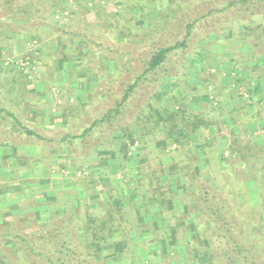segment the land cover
<instances>
[{
	"label": "rangeland",
	"instance_id": "374dc122",
	"mask_svg": "<svg viewBox=\"0 0 264 264\" xmlns=\"http://www.w3.org/2000/svg\"><path fill=\"white\" fill-rule=\"evenodd\" d=\"M228 2L218 0L216 4L222 6ZM132 3V0H0V102L14 111L24 126L51 139L39 145L35 136L22 135L19 128L0 115L3 126L0 129V232L13 227L35 238L39 231H47V226L51 228L58 216L53 217L54 211L76 218L89 210L96 213L98 221L109 219L108 226L116 228V233L104 242L99 235H89L88 240H96L91 251L99 264H210L201 257L194 259L195 254L185 249L180 250L181 244L175 247L177 253L171 245L172 239L178 243L194 241L195 235L197 241L202 239L201 232L193 225L190 227L187 212L191 190L187 175L198 172L216 182V187L227 183L232 194L236 195L238 189L249 195L248 202L245 200L248 196L241 198L246 204L239 208L244 214L242 229L251 228L246 212L259 201L262 207L252 219L255 224L252 238L261 239L264 248V200L257 197L253 175L261 172L263 188L264 166L260 161L252 162L251 157L246 159V165L229 149L234 138L243 147L249 142L264 148V45L257 46L264 42L263 22L247 25L246 33L235 21L229 24V39L221 41L217 33L209 35L197 44L199 55L188 53L176 64L175 76L164 81L163 90L174 92L189 118L198 116L209 124L197 136L191 135L180 145L155 138L150 155L142 148L138 129L128 136L122 132L105 135L99 145L96 143L85 153L80 143L58 142L64 132L77 133L83 127L81 115L88 111L97 95L92 92L94 86L108 76L106 62L103 64L97 55H84V43L63 39L58 29L100 24L106 37L114 35L118 40L122 33L128 35L127 41L131 43L149 42L153 40L149 34L159 18L157 9L154 4H145L149 13L145 17L142 11L129 9ZM253 44L258 47L259 51L254 53L257 55H249L251 48H255H250ZM83 59L84 67L75 70V65ZM237 76L247 79L250 86L256 79L260 81L262 91L257 98L261 102L243 92L239 93L241 97L229 94ZM106 80H110V85L113 78L108 76ZM122 80L118 79L115 90L120 91L121 82L125 81ZM19 93L22 94L17 98ZM203 95L208 99L202 100ZM77 108L84 110L80 112ZM159 114L162 118L163 113ZM132 138L135 142L128 150L129 161L122 162L119 148ZM203 142L213 148L214 156L208 149L206 154L201 150ZM154 169L158 174L163 170L158 180L164 190L170 188L166 196H176L175 218L157 221L143 217L140 209L131 211L122 202L114 204V200L122 197L123 184L134 179V186H138V180L151 175ZM87 187L90 190L84 189ZM139 191L145 193L146 188L140 187ZM128 193L134 196L131 190ZM156 210L150 207L151 213ZM44 227L47 229H41ZM165 227L174 228L176 234L165 233ZM183 229L188 235L186 239ZM79 235L82 240L87 236L83 230ZM180 235L181 240L177 238Z\"/></svg>",
	"mask_w": 264,
	"mask_h": 264
},
{
	"label": "trees",
	"instance_id": "16d2710c",
	"mask_svg": "<svg viewBox=\"0 0 264 264\" xmlns=\"http://www.w3.org/2000/svg\"><path fill=\"white\" fill-rule=\"evenodd\" d=\"M132 1L129 9L134 7L142 11L145 17L149 15L145 4H154L157 9L159 18L153 32L149 34L150 40L153 39L149 42L134 44L127 41V34L122 33L118 40H115L114 35L106 37L100 24L74 25L66 29H58L63 39L84 43V55H97L103 64L106 62L109 69H107V75L110 79L113 78L110 85V80H106L108 76L106 79H99L95 84L94 91H92L97 92L93 99L94 103L86 113L81 115L83 127L77 133L74 130L64 132L62 138L58 140L60 143L65 141L80 143V149L84 153L96 143L99 145L100 139L105 135L112 136L122 132L128 136L134 129H138L137 135L139 134L143 141L142 148L149 155L154 149L155 138H162L165 142L180 145L191 135L197 136L209 124L203 122L198 116L195 119L189 118L191 116L187 115L185 106L179 103L174 92L163 90L164 81L175 76L176 64L185 59L188 53H198L197 44L206 40L209 35L217 33L218 40L221 41L229 39L231 29L229 24L232 25L235 21L243 26L246 33L249 32L247 25L254 24L255 21L264 23V4L260 3L264 0H229L222 6H217L218 0H189L186 4L181 3L184 0L170 2L168 0H146L148 2L145 3H143L144 0ZM169 14L172 15L171 20H169ZM126 30L128 31V27ZM263 45L264 42L257 44L261 47ZM252 46L255 48H251ZM257 46L255 44L250 46L252 50L249 55L258 54H254L258 50ZM230 62L235 63L234 59ZM84 64L83 59L80 64L75 65V70L80 71ZM96 65L100 68V64ZM135 66L138 68L136 69ZM118 79L125 80L121 82L122 90L119 87L120 91L114 89ZM255 81L256 83L250 86L247 79H240L237 76L234 78L233 88L229 94L241 97L239 93L243 92L249 98L260 101L257 95L262 91V87L258 79ZM222 89L226 90L225 87ZM21 94L19 93L17 98ZM207 99V95L202 96V100ZM163 101L169 104H164ZM77 109L80 112L84 110ZM160 111L163 113L162 118L159 116ZM0 115H4L15 128H19L18 132L22 135L35 136L39 140V145L51 142V139L48 140L47 137L38 134L30 127L24 126L17 118V114L9 111L1 102ZM178 123L181 124L180 127L177 126ZM2 127L0 126V129ZM6 132L9 131L6 130ZM134 142L132 138L119 148L122 162L129 161L128 150ZM229 146L231 152L238 154L244 164L247 165L246 159L251 157L252 162L260 161L264 166L262 146L245 142L243 147L236 138L232 139ZM73 148L75 149L76 146ZM205 149H208L207 152L214 156L213 148L203 142L201 150H204L206 154ZM235 173L237 174L236 171ZM260 173L253 175L254 180L257 181V197L261 201L264 200V187H261ZM159 174L157 169H154L151 175L143 176L138 180V186H134V179L129 180L121 186L122 197L114 200V204L122 202V206L127 205L131 211L140 209L143 217H151L157 221L175 218L173 203L176 196L175 194L166 196V191L171 190L170 188L164 190L162 182L158 180ZM187 177L191 187L187 207L190 227L193 225L196 230L200 231L203 240L197 241L198 235L193 236L195 242L187 239V241L183 240L178 243L172 239V250L177 253L178 248L175 247L181 244L180 250L185 249L195 254L194 259L201 257L210 264H264L263 241L252 238L255 234V224L252 219L262 207L259 201L258 205H253L254 207L246 212L247 217H250L247 221L251 228L242 229L244 214L239 208L246 207V204L241 201V198L244 195L248 196L245 199L248 202L249 195L238 189L236 195L232 194L227 183L216 187L217 183L209 181V178L202 173L192 172ZM140 187L146 188V192L140 193ZM89 188L91 187L84 189L88 191ZM130 190L134 196H130L128 193ZM147 192L150 193L149 196ZM151 206L157 208L154 213L150 211ZM54 212L56 213L53 217L58 216L53 220L51 228L47 226V231H39L38 237L30 238L18 228L13 227L0 232V264L3 262L8 264H99L97 260H94V251H91L96 240L90 241L88 238L94 233L104 239L103 242L107 241L116 233V228L108 226L111 220L98 221L96 213H90L89 210L84 216L76 218L62 215L59 210ZM80 230L87 235L84 240L80 238ZM163 230L169 235L176 234L174 228L165 227ZM183 233L186 239L187 232ZM177 238L183 239L181 235Z\"/></svg>",
	"mask_w": 264,
	"mask_h": 264
},
{
	"label": "crops",
	"instance_id": "0c3cea01",
	"mask_svg": "<svg viewBox=\"0 0 264 264\" xmlns=\"http://www.w3.org/2000/svg\"><path fill=\"white\" fill-rule=\"evenodd\" d=\"M263 58H264V56H263ZM264 60V59H263ZM262 82H263V80H262Z\"/></svg>",
	"mask_w": 264,
	"mask_h": 264
}]
</instances>
